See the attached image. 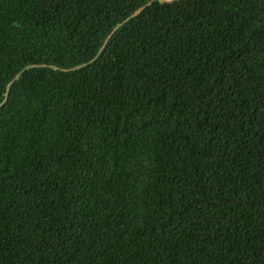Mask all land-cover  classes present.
Wrapping results in <instances>:
<instances>
[{"label":"trees","instance_id":"trees-1","mask_svg":"<svg viewBox=\"0 0 264 264\" xmlns=\"http://www.w3.org/2000/svg\"><path fill=\"white\" fill-rule=\"evenodd\" d=\"M0 264H264V0H0Z\"/></svg>","mask_w":264,"mask_h":264},{"label":"rangeland","instance_id":"rangeland-1","mask_svg":"<svg viewBox=\"0 0 264 264\" xmlns=\"http://www.w3.org/2000/svg\"><path fill=\"white\" fill-rule=\"evenodd\" d=\"M165 1H171V0H165Z\"/></svg>","mask_w":264,"mask_h":264}]
</instances>
